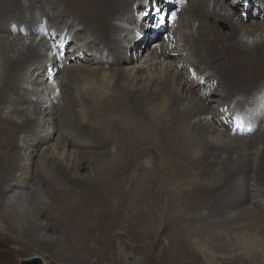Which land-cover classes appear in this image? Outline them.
<instances>
[{
  "label": "bare ground",
  "instance_id": "obj_1",
  "mask_svg": "<svg viewBox=\"0 0 264 264\" xmlns=\"http://www.w3.org/2000/svg\"><path fill=\"white\" fill-rule=\"evenodd\" d=\"M237 1L188 0L176 25L177 45L163 38L145 46L148 40H134L127 49L132 25L146 30L135 10L154 2L165 10L162 0H0V238L22 233L28 222L39 223V216L45 222L51 217L66 226L65 243H54L57 251L68 252V258L89 255L95 230L104 234L92 221V208L102 207L106 219L107 198L114 195L117 203L135 205L144 221H168L167 252L182 261L188 253L198 256L193 240L205 233L179 221L264 217V197L257 194L248 208L224 206L227 195L229 203L251 195L250 177L260 180L258 192L264 194V128L246 145L248 136L220 128L215 117L224 111L214 112L215 104L206 101L230 107L264 92V11H258L264 0H249L254 15L249 23L241 13L236 17ZM47 31L81 38V46H70L68 64L57 62ZM189 66L210 71L206 89L187 81ZM37 80L40 84L29 91ZM216 84L220 87L214 90ZM214 92L217 97L211 99ZM237 94L242 98L235 99ZM240 145L248 146V153L233 150ZM148 151L151 161L142 159ZM63 164L72 167L71 174ZM136 168L141 173H133ZM30 180L38 194L24 191ZM105 183L110 194L97 205ZM79 187L88 202L77 201ZM211 189L218 193L212 196ZM190 204H205L206 211L192 213ZM52 239L42 235L51 245ZM210 244L226 247L219 237ZM30 259L21 264H32Z\"/></svg>",
  "mask_w": 264,
  "mask_h": 264
},
{
  "label": "rangeland",
  "instance_id": "obj_2",
  "mask_svg": "<svg viewBox=\"0 0 264 264\" xmlns=\"http://www.w3.org/2000/svg\"><path fill=\"white\" fill-rule=\"evenodd\" d=\"M226 1L227 4L230 5L233 0ZM242 6L243 5L239 6V10H236V17L240 16V13L243 10ZM140 8L141 6L138 7V9ZM68 9L72 10L71 8ZM249 13V17L244 18L246 23H249L254 16L252 14V11H249ZM50 15H52V13ZM48 19L49 20L47 24L48 26H50L52 25L53 19L51 18V16H49ZM156 39L152 41V43L155 42ZM75 40L80 41L81 38H73L71 46H73ZM152 43L150 42L149 45ZM157 44L159 43H155V45ZM174 45H177V43ZM70 50L71 49L69 46L67 50V55L73 52ZM57 52L60 53V51ZM106 66L108 67V65ZM197 73L198 78L202 77L201 75H203V78L198 81L201 83H198L190 78H188L187 81L194 82L196 85H199L201 89H206L207 83L210 81V76L206 75L208 72L201 70ZM39 84L40 83L38 82V80L34 84L32 83L31 87L29 88V91H33L35 86ZM235 85L236 84H234V87ZM208 86H211V82ZM219 87L220 85L216 84L214 86V90L218 89ZM216 97L217 93L214 92V94L211 95V99ZM234 97L237 100L242 98L240 94H237ZM206 101L209 106L215 104V106H213L214 112L221 111L222 106L219 105L218 107V103H220L218 102V100ZM217 118L218 116L215 117V119ZM62 126L64 127L63 124ZM253 136L247 138L248 140L247 143H245L246 145L252 139ZM246 145H244L245 147L243 145H240L237 148H233V150L241 151L242 154H246V152L248 153V151L246 150L248 146ZM260 146L262 147V145ZM74 150H76L77 152L83 151L81 147H75ZM98 151L103 150L94 149L93 153L96 154L98 153ZM18 152H20V149L18 150ZM149 153L150 151L144 152L142 154V159H149L148 161H151L152 155H149ZM226 154L229 155V152H227ZM235 156L238 157L234 154L233 157ZM223 157L224 155L221 158ZM88 159L94 158L89 155ZM51 165L54 164H50V166L47 168L51 169L53 167ZM57 165H60V163L58 162ZM62 167L63 169H66L68 173L71 174L70 169L72 167L65 164H63ZM33 168H36V166H34ZM246 172L249 173V176L252 173V171ZM82 173L85 174L86 172ZM133 173H141V168H136ZM130 174H127L125 178H130ZM208 178L210 179L211 177ZM254 180L256 181H253L252 177L249 178L250 183L252 182L253 185L249 188H254L253 191H251L250 196L246 195L245 198L242 201H239L238 203H229L227 202L228 195L225 196L224 194V201L226 202L224 206L233 207L234 210H240V208L245 209L253 205V198L256 194L258 196H262L259 198H263V192H258L260 180L258 178H255ZM210 182L211 184L215 183V180L212 178ZM30 183L32 186L26 187L24 191L32 192V190H35L36 194H38L37 189L33 184L34 181L30 180ZM126 185H128V181L126 182ZM108 186L109 185L105 183V188L101 187L105 190V192L104 195H99L96 197L95 200L97 205H99L100 202L105 203L106 198L110 194V191L107 189ZM209 187L212 188L213 186L210 185ZM83 189L84 187H79L76 189V196H78L77 201L88 202V196L84 193ZM246 190L247 189L244 188L242 190V193H246ZM213 192L215 191L211 189L212 196H214ZM258 193L262 195H259ZM190 205L191 206L188 208V210L192 213L196 211H206L205 207H207L205 204L203 205L204 207L198 208L192 206V204ZM255 206L257 208L261 207L259 202L255 203ZM208 207L211 208L212 206ZM106 209L108 210L107 218L104 219L101 217V215L103 214L102 207L99 208L94 205L92 208V221L95 227L99 226L103 229L104 234L103 237L98 236L99 232L95 230L93 237L94 239L91 240L93 244L89 243V246L92 244V246H90L91 249L89 255L80 253L77 255L74 254L73 257L68 258V254H66L68 252L63 251L64 253H61L57 251V247L54 246V243H59L60 241L62 243H65L64 239H62V234H64V229L66 227L65 223L63 221L59 222L57 220H54L51 217H49L48 222H45L47 219H45V217L43 216H39V223L36 224L35 222H28L25 225L24 231L22 233H8V239H3L2 237L0 238V262H6L8 259L12 261L13 264H21L23 260L38 256L46 260L47 264H141V261H144V263L142 262V264H264V217L258 218L253 215L250 217L242 216L233 218H213L215 217L213 216L204 220L197 219L189 220L188 222L179 221V224L181 226L188 225L189 228L195 230L197 228L199 230L203 229L205 235L202 238L196 237L195 240H193L195 241L194 248L197 251H195V254H197L198 256H195L193 253H188L184 257V259H182V261H176L171 258V251L167 252L170 244V223L168 221H144L139 217L137 207L135 205H132L126 201L123 203L119 201V203H117V197L114 195L110 197V201L107 198ZM220 212L222 211L216 213H209V215H221L222 213ZM41 222H44L45 225H42ZM46 223H52V227H47ZM43 234H48L51 237L53 236V245H51L52 242L49 243L48 241L42 240ZM214 237H219L221 241L226 244V247L211 245L210 241L213 240ZM238 258H240L241 260L233 261V259ZM84 259L86 261H84ZM243 261L246 262L243 263Z\"/></svg>",
  "mask_w": 264,
  "mask_h": 264
},
{
  "label": "clouds",
  "instance_id": "obj_3",
  "mask_svg": "<svg viewBox=\"0 0 264 264\" xmlns=\"http://www.w3.org/2000/svg\"><path fill=\"white\" fill-rule=\"evenodd\" d=\"M186 3H184V4H182V8L184 9V7L186 6V4H187V2H188V0H186L185 1ZM232 2H234V0L232 1ZM157 3V2H156ZM243 3V1L242 0H238L237 1V5H236V7L238 8L237 10H239V6H241V5H243L242 7L245 9V11L247 12V15H244V10H242V12H241V15H242V17L243 18H248L249 17V11H252L253 9H252V6H251V8L249 9V10H247L246 8H245V2H244V4H242ZM153 4H150V3H147V4H145V8L143 9V10H138V11H140V12H142L143 14H145V12H146V18H147V20L148 21H150V23L152 24V26H150V27H154L155 25H156V23L158 22V19H156L157 18V15H156V11H155V9L153 8V6H152ZM141 8H142V6H141ZM183 9H182V11H183ZM260 10H263L264 11V6L263 7H258V11H260ZM181 11V12H182ZM153 13H154V15H156L155 17H154V15H153ZM168 16V15H167ZM179 18H180V16H179ZM166 19H167V17L165 18V21H166ZM43 20H45V19H43ZM144 29H146L145 31H148V32H151V30H153L154 31V29H148V28H150V27H147V24H145L144 23ZM35 28H38V26L36 25L35 26ZM131 29H133V31H134V33L132 34V35H130V41L129 42H126V45L127 44H129V43H132V45L129 47V46H127V49H131L132 47H133V43L134 42H131V41H134L135 39H134V37L135 38H139V39H137V40H145V41H147V39H145V34L146 33H144L145 31H140V30H138L137 29V24L136 25H132V28ZM50 32H53V33H55V36H56V38H54V37H51V35H50ZM47 37H46V39H48L51 43H52V45H55V47L53 46V51L54 52H56V51H60V53H58L57 55H56V60H57V62L60 64L61 62H65L66 64H68L69 62H70V59H68V58H66V55H67V50H68V48H69V46H71V44H72V42H73V38H74V34H70V33H65L64 31H63V33H61L59 36H58V34H59V32L57 31V32H55V31H47ZM144 34V35H143ZM67 35H70V37H69V39H67L66 38V36ZM142 36V37H139V36ZM42 35H37V37L39 38V37H41ZM161 38H163V40L166 42V43H170V42H173V45L175 44V43H177V41H178V38H179V35L178 34H175L174 36H168V39H169V41L167 42V37L165 36V35H163V34H160V37L158 38V39H160L159 40V43H160V41H161ZM57 40H62L64 43H65V45H66V49H65V52H63L60 48H59V46L57 45ZM137 40H135V41H137ZM75 43H77V45H78V47L79 46H81L80 45V41L79 40H75L74 41ZM149 44L150 42H144L143 43V45L144 44ZM152 43V42H151ZM93 53L96 55V56H98V57H101L102 56V54H99V53H97L96 51H93ZM106 55V54H105ZM103 56L106 60H108V61H110V62H112V60H113V58L111 57L110 58V55H109V58H106V56H108V55H106V56ZM77 57H79V54L77 55ZM185 65H182L181 66V68H183ZM52 68L53 67H51V68H49V72H51L52 71ZM196 68V67H195ZM206 71L207 72H210L207 68H206ZM198 74V73H197ZM196 74V78H198V75ZM196 80V79H195ZM198 83H200V82H198ZM261 94V93H260ZM259 95V94H258ZM251 96H253V94H251L250 95V97ZM256 96V95H255ZM248 99L249 98H246L244 101H241L240 103H238L237 105H235V106H237V108H240V109H244V107H245V105H246V103H247V101H248ZM231 107V106H230ZM230 107H228L227 105L225 106V107H222L221 108V112H223L224 111V113H223V115L221 116V117H218L217 119H215L216 121H217V123H218V125L220 126V127H222V128H226V129H228V130H230L229 129V127L227 126V125H225V124H223L222 123V117L224 116V114H225V108H230ZM258 131H255L251 136H253V135H255L256 133H257ZM230 133H231V135H233V136H239V135H237V134H233L232 132H231V130H230ZM251 136H248V138L249 137H251ZM239 137H244V136H239Z\"/></svg>",
  "mask_w": 264,
  "mask_h": 264
},
{
  "label": "snow or ice",
  "instance_id": "obj_4",
  "mask_svg": "<svg viewBox=\"0 0 264 264\" xmlns=\"http://www.w3.org/2000/svg\"><path fill=\"white\" fill-rule=\"evenodd\" d=\"M155 11H156L157 13H159V12H161V9H160V8H156ZM173 15H174V14H173ZM163 23H164V20H163V18H161V20H160V24H163ZM157 27H159V24L157 25ZM53 46L55 47V45H53ZM57 91H58V90H57ZM239 126H241V125L238 124V127H239Z\"/></svg>",
  "mask_w": 264,
  "mask_h": 264
},
{
  "label": "water",
  "instance_id": "obj_5",
  "mask_svg": "<svg viewBox=\"0 0 264 264\" xmlns=\"http://www.w3.org/2000/svg\"><path fill=\"white\" fill-rule=\"evenodd\" d=\"M30 260L32 261V264H39V262L34 261V260H36V259L31 258Z\"/></svg>",
  "mask_w": 264,
  "mask_h": 264
}]
</instances>
